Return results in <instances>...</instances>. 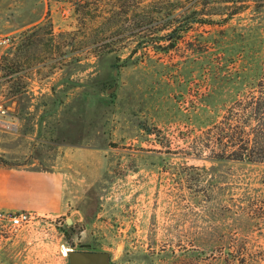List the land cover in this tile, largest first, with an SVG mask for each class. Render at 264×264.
Returning a JSON list of instances; mask_svg holds the SVG:
<instances>
[{
	"label": "rangeland",
	"instance_id": "obj_1",
	"mask_svg": "<svg viewBox=\"0 0 264 264\" xmlns=\"http://www.w3.org/2000/svg\"><path fill=\"white\" fill-rule=\"evenodd\" d=\"M75 6L0 0V264H71V248L108 264H264V161L198 139L258 89L264 7L131 55L134 38L101 53L109 25ZM27 172L54 182L51 206H9ZM20 211L32 218L13 226Z\"/></svg>",
	"mask_w": 264,
	"mask_h": 264
},
{
	"label": "trees",
	"instance_id": "obj_2",
	"mask_svg": "<svg viewBox=\"0 0 264 264\" xmlns=\"http://www.w3.org/2000/svg\"><path fill=\"white\" fill-rule=\"evenodd\" d=\"M81 18L91 15L95 25H109L110 33L94 44L101 53L126 47L149 54L150 47L169 52L181 36L196 25H223L251 6L264 7V0H70ZM133 18V23L129 18ZM124 21L127 23L124 24ZM99 35V34H98ZM132 38V39H131ZM123 42V43H122ZM152 133L148 126H143ZM202 146L220 147L215 156L248 162L264 161V75L258 89L229 106L222 119L198 136Z\"/></svg>",
	"mask_w": 264,
	"mask_h": 264
},
{
	"label": "crops",
	"instance_id": "obj_3",
	"mask_svg": "<svg viewBox=\"0 0 264 264\" xmlns=\"http://www.w3.org/2000/svg\"><path fill=\"white\" fill-rule=\"evenodd\" d=\"M54 192L55 184L48 175L28 172L26 174H17L12 181H9L7 194L10 199L9 206L24 208L31 206L49 207L55 200ZM25 193L28 196H25ZM45 196L46 201L44 199ZM41 201L48 203H39Z\"/></svg>",
	"mask_w": 264,
	"mask_h": 264
},
{
	"label": "water",
	"instance_id": "obj_4",
	"mask_svg": "<svg viewBox=\"0 0 264 264\" xmlns=\"http://www.w3.org/2000/svg\"><path fill=\"white\" fill-rule=\"evenodd\" d=\"M68 253L71 264H108V253L105 251L71 248Z\"/></svg>",
	"mask_w": 264,
	"mask_h": 264
},
{
	"label": "built area",
	"instance_id": "obj_5",
	"mask_svg": "<svg viewBox=\"0 0 264 264\" xmlns=\"http://www.w3.org/2000/svg\"><path fill=\"white\" fill-rule=\"evenodd\" d=\"M5 110L0 111V115L5 114ZM3 119L0 117V124L2 123ZM32 218V214L28 211H20L16 214L11 215L10 221L13 226H21L25 223H28Z\"/></svg>",
	"mask_w": 264,
	"mask_h": 264
},
{
	"label": "bare ground",
	"instance_id": "obj_6",
	"mask_svg": "<svg viewBox=\"0 0 264 264\" xmlns=\"http://www.w3.org/2000/svg\"><path fill=\"white\" fill-rule=\"evenodd\" d=\"M68 250H70V249H68ZM66 251H67V249H66V248H64V253H66Z\"/></svg>",
	"mask_w": 264,
	"mask_h": 264
},
{
	"label": "flooded vegetation",
	"instance_id": "obj_7",
	"mask_svg": "<svg viewBox=\"0 0 264 264\" xmlns=\"http://www.w3.org/2000/svg\"><path fill=\"white\" fill-rule=\"evenodd\" d=\"M86 250H92V249H90V248H87Z\"/></svg>",
	"mask_w": 264,
	"mask_h": 264
}]
</instances>
